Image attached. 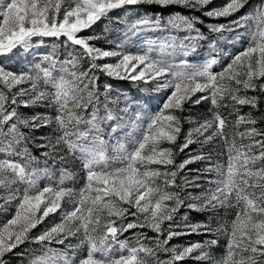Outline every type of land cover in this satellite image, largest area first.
I'll use <instances>...</instances> for the list:
<instances>
[{
    "label": "snow or ice",
    "instance_id": "obj_1",
    "mask_svg": "<svg viewBox=\"0 0 264 264\" xmlns=\"http://www.w3.org/2000/svg\"><path fill=\"white\" fill-rule=\"evenodd\" d=\"M249 3L226 0L222 6L209 7L213 0H0V57L17 49L31 55L29 49L37 37H63L66 49L63 59L53 49L27 71L0 65V87L5 90L0 91V211L16 202L14 215L0 226V264L24 256L29 248L14 250L31 244L43 251L33 253L30 264H176L188 258L201 264H264V129L256 127L264 117L251 111L240 114L243 106L259 110L264 97V0L237 16ZM141 5L183 8L190 14H144L131 23L116 17L133 35L167 33L148 39L135 53L124 51L121 44L116 46L119 50H105L92 43L98 36L80 35L114 10L127 12ZM195 12L227 22L208 23L210 35H206L197 26L205 22L191 14ZM181 32L183 36L178 35ZM202 42L207 51L203 63L173 62L178 55L199 58ZM237 44L239 50H227ZM112 57L117 58L115 63L101 62ZM225 59L227 64L222 63ZM218 64L220 70L214 71ZM98 72L116 80L152 82L157 91L170 90V94L154 115L144 107L150 97L137 103V98L123 96L121 108L123 94L115 93L110 83L101 85ZM23 84L30 87H17ZM202 102L211 105L209 118L195 120L178 114L186 105ZM41 105L51 108L52 114L29 117L19 111L21 106ZM222 108L229 109L228 116ZM233 114L234 132L229 137L225 130ZM184 122L193 126L178 144ZM242 125L244 130L239 131ZM42 127H52L53 134L35 137L34 131ZM37 139L43 142L36 143ZM217 139L225 145L226 162L213 166L211 153L202 149ZM29 144L46 149L41 153L45 158L80 161L83 186L79 190L66 187L73 174L63 168L55 185L41 188L47 172L34 166L38 158ZM193 144L200 149L185 152ZM176 149L186 156L180 163ZM197 161H208L206 171H215L217 179L209 181L214 187L193 196L186 189L201 187L197 183L201 176L189 179L185 169ZM186 200L192 202L186 204ZM66 204L74 207L65 211ZM182 207L207 213L221 208L237 211L227 227L213 228L210 222L189 223L186 216L179 223ZM58 211L61 223L39 235L32 233ZM137 228L156 235L133 233L136 247L127 238L120 239ZM220 232L227 236L226 255L220 260L212 252L216 239L168 246L173 237ZM143 239L153 241V247ZM53 243L65 249L49 247ZM85 247L84 255L68 256L67 250L75 253ZM157 250L169 258L159 259Z\"/></svg>",
    "mask_w": 264,
    "mask_h": 264
},
{
    "label": "rangeland",
    "instance_id": "obj_2",
    "mask_svg": "<svg viewBox=\"0 0 264 264\" xmlns=\"http://www.w3.org/2000/svg\"><path fill=\"white\" fill-rule=\"evenodd\" d=\"M224 3H226V0H213V4L210 5L209 7H217V6H222ZM259 3V0H250L249 5H247L244 9L241 10L240 13H237L236 15H243L244 13L251 11L252 7ZM117 11L120 10H114L113 12H111L109 14L108 18H102L100 21L105 20V21H110V23H112L114 25V27L116 28V17H121L122 19L124 18V15H113L115 14ZM197 14H201L199 12H196ZM207 18V17H205ZM234 17H229L227 18L228 20L233 19ZM209 19V18H207ZM224 18H220L219 20H222ZM210 20V19H209ZM214 21V20H211ZM216 21V20H215ZM99 22V21H98ZM123 24V23H120ZM95 25V24H94ZM125 25V24H123ZM126 27V25H125ZM90 29H86L84 30L80 35L83 36H98L99 39L98 40H94L92 41V43H94L97 47H100L102 49L105 50H119L117 49V44H121L123 46V50L124 51H130V52H137L139 49H141L142 46L139 45V41H137L134 37L131 36L130 32H125L124 34H122V36L120 38H117L115 41V39H111L110 37H107L102 31H98L96 33H87L89 32ZM124 31V30H123ZM126 31V28H125ZM94 32V31H92ZM63 37H61L60 39H56V38H50V37H45V38H34L33 42L31 44V47L29 49V52H31L32 54L29 55L26 52H24V50L22 49H17L14 50V54H10L7 56H3L0 57V65L4 66L6 69L8 70H12V71H16V72H20V71H27L29 69H32L33 66L36 63H40L43 55H45V52H52V49L48 48L45 46V44H60L61 47L65 48L64 44L62 43L63 41ZM48 40V42H46ZM109 41H112V43H109ZM45 46V47H44ZM52 47V46H51ZM44 54H41V53ZM117 60V58L112 57V58H106L105 61H101V62H108V63H115ZM228 63V60L226 61L225 64ZM46 66V65H43ZM97 75L99 76V78L102 79V77H106V78H110L113 79L111 77L106 76L103 73H97ZM103 80V79H102ZM116 80V79H113ZM120 81H127V80H120ZM133 82V81H132ZM139 85H142L144 83H139L136 82ZM103 85V84H101ZM148 85H150L151 91L153 92V95H157L159 97V100L161 101L160 105H158L157 109L154 111L153 115L156 114L160 108L163 105L164 100L166 99L167 95L170 94V90H163V91H157L156 90V85L152 82H149ZM19 87H30L29 84H23ZM142 91V90H140ZM249 95H254L255 93L249 92ZM197 95H200L199 93ZM26 99V97H25ZM120 107V105H119ZM186 110L183 113H178L179 115H182L183 117H190L192 119L195 120H202L204 118H209L211 116V112L209 111V109L211 108V105L208 102H202L199 105H192V104H188L185 106ZM246 108V109H245ZM19 111L21 113H23L25 116H33L37 113L40 114H48L51 115L52 114V109L49 107H45L43 105L41 106H35V107H29V108H24L23 106H21L19 108ZM252 112L253 115L255 112L259 111L260 113L264 114V97H262L261 99V103L259 106V110H254L249 107V106H243L240 109V114H246L248 112ZM255 111V112H254ZM228 112L229 109L224 113V115L228 116ZM223 114V113H222ZM236 120V115L233 114L232 116L229 117V127L225 130L229 137H231L233 135L234 129L233 126ZM193 125H191L188 122H184L183 123V131L181 134V138L178 140V144L183 142V136L187 133L188 129L190 127H192ZM245 126H241L239 128V131H243ZM27 132L29 131L28 129H26ZM53 134V129L52 127H48V128H40L38 130H35L33 135L37 138L39 137H48L51 136ZM42 140L37 139L36 143H42ZM237 142L239 143V138H237ZM246 142V141H245ZM29 146H32V149H36V151L40 150L41 153L43 151H45L46 149H42V148H38L35 147L33 144H29ZM168 146V145H165ZM200 149V145L197 144H193L189 146V149H186L185 152L189 151V150H197ZM204 152H210L211 156H212V160H211V165H216L218 163H225L226 162V155H223V153L225 152V145L223 143V141L217 139L215 141H213L211 144L209 145H205L202 149ZM177 151V155H176V162L180 163L182 160H184L186 158L184 153H179L178 149H176ZM64 154V153H61ZM2 158V157H0ZM50 161L52 160L53 164H59L60 167H70L73 168L74 171H76L75 173L78 174L79 176V182L78 185L76 187H72L76 190H79L82 186H83V177H84V171L82 169V165L80 163V161H72L71 158L69 157L68 162L62 163L59 160V157H56L55 159L52 158H48ZM209 162L208 161H197L193 164H190L187 166V168L185 169V173L188 175V178L191 179L194 176L200 175L201 178L197 181V183H199L201 185V187L199 188H187L186 192H190L193 196H198L200 195L202 192H206L207 189L214 187L213 184H210L209 181H215L217 179V173L215 171H206V169L209 167ZM46 170L45 168H41ZM188 169H192L191 172L188 171ZM47 175L40 181V187L43 188L45 185H55L58 182V179L56 178L55 174L53 173L52 170H46ZM184 173H182L181 175H183ZM180 182V178L177 177V183ZM67 187V186H66ZM183 195V194H182ZM192 201L190 200H186L185 203H190ZM15 201L11 204L6 206L7 207V211H0V226L4 225L9 219L12 218V216L15 213ZM74 206L72 204H66L64 205V209L65 211H70L72 210ZM187 210H192L189 209L187 207H182L179 211V213L177 214V221L179 223H183L184 220L183 218L186 216L187 217V222L192 223L190 218L187 216ZM131 211H135V209H131ZM193 211V210H192ZM237 209L236 208H221L219 210H217L215 213H207L204 212L205 214H207L208 216H206V223L210 222L213 228H217L220 225H224L225 227H227L230 222L235 218V214H236ZM198 212V211H196ZM203 213V212H202ZM209 217H211V220L209 221ZM63 216L61 212H57L54 214H50L48 217H46L44 219V221L37 225V227L35 229L32 230V233L35 235H39L41 232L46 231L47 229H50L51 227L55 226L56 224H59L62 222ZM129 219H133L132 217H129ZM167 223V222H166ZM179 230V229H177ZM133 233H145L146 236L148 237H153L156 234L153 233L150 229L147 228H137V229H132L129 230L128 232H125L122 236H120V239H128L129 241V245L131 247H136L137 246V242H136V237L133 235ZM209 239H216L217 240V244L212 248V252L213 255L215 257L216 260H220L222 259L225 255H226V248H227V236L223 233H217L214 235H198V234H189V235H182V236H178V237H173L170 241H169V247L173 246V245H177L180 247H187L191 244L200 242L203 243L205 240H209ZM69 241H66L65 243L67 244ZM70 242L73 244L78 243V240L76 238H70ZM145 245H147L148 247H153L154 242L148 239H143L142 241ZM27 247L30 249V251L28 253H26L24 256H22L23 258H28L31 257L33 253L39 255L43 250L40 248L39 245L37 244H31V245H22L20 248L14 250L16 252H20V250H24V248ZM49 247L52 248H57V249H61L64 250L65 246L64 245H60V244H51L49 245ZM68 252V256L72 257L74 254L76 256H82L86 253V247L85 248H79L75 250V253L73 250L69 249L67 250ZM126 254V253H125ZM28 255V257H27ZM157 256L159 257V259L163 260V259H167L169 258V254L161 252L159 250H157ZM15 258L12 257L11 260ZM11 262V261H10ZM184 262L185 264H201V262H198L192 258H188L184 261H179L176 262V264L182 263Z\"/></svg>",
    "mask_w": 264,
    "mask_h": 264
},
{
    "label": "trees",
    "instance_id": "obj_3",
    "mask_svg": "<svg viewBox=\"0 0 264 264\" xmlns=\"http://www.w3.org/2000/svg\"><path fill=\"white\" fill-rule=\"evenodd\" d=\"M174 12H182L185 15H189L190 13L187 12L185 9L183 8H160V7H156V6H146V5H141V6H136L133 7L130 11L124 12V11H117L115 14L113 15H124L123 19H127L129 23L133 22L135 19L138 18L139 15H144V14H148V15H154L156 13H161L164 17H168L169 14L174 13ZM194 14L196 16H200V18L202 20H204L205 24L204 25H197L198 27L201 28V30L206 34V35H210L208 33L207 27L206 25L208 23H226L227 20L222 19V20H216V21H211L207 18H205L204 16H202L201 14H197L195 13H191ZM125 25L123 24H116V28L114 27V25L112 23H110V21H99L97 22L95 25H93L91 28H89V32L87 33H96L98 31H104L103 33L107 36L110 37L111 39H115V41H117V38H120L122 36V34H124L125 32ZM124 30V31H123ZM94 31V32H92ZM132 37H134L137 41H139V45L140 46H145L146 41L148 39H152L155 40L158 37L162 36V35H166L167 33H161V32H146V33H138L136 35H133L132 33H130ZM178 35L183 36L184 33H178ZM214 38V36L212 37ZM48 42V40L46 41ZM204 44V47L199 49L198 51L201 53L200 57L198 58L196 56V54H193L191 56L188 57H183V56H176L174 58V63H179L181 59H187L190 63H203L204 58L207 57V51H206V43L202 42ZM46 47H48L49 49L51 48L52 51L53 49L55 50L56 56L60 59H63L64 56L66 55V49L61 47V45L58 44H45ZM44 46V47H45ZM52 46V47H51ZM241 48V46L239 44L234 45V46H229L227 48V50L229 52H235L237 50H239ZM48 52H45V54H47ZM41 54H44L43 52ZM228 59H225L224 61H222L223 64L226 63ZM221 68V65H215L213 70L214 71H219ZM103 79V80H102ZM102 79L100 78V84H112L115 93L120 94L122 93L123 95H121V103H120V107L123 108L125 105L123 103V96H128L130 98H137V103H139V98H147L150 97L151 100L148 104L144 105L146 113L153 115L154 111L157 109L158 105H160L161 101L159 100V97L157 95H153V92L151 91L150 85L148 84H142L139 85L136 82H132V81H120V80H113L110 78H106V77H102ZM142 90V91H140ZM0 91H5L2 87H0ZM136 109V104H133L132 106V110ZM246 109V108H245ZM228 109L226 108H222L220 109V111L224 113L227 111ZM252 110V109H251ZM255 112V111H254ZM226 116V115H225ZM254 116L256 117H264V114L260 113L259 111L254 113ZM111 123V122H110ZM257 128L260 129H264V120H260L257 125ZM24 132L27 133L26 129H22ZM107 138V137H105ZM32 154L34 156H36L37 159V163L34 165L36 167L39 168H45L46 170H52L53 173L55 174L56 178L59 180L60 178V173H61V169L63 168H67L72 174H73V179L66 181L65 182V186L67 187H76L78 185L79 182V176L78 174H76L73 168L70 167H60L59 164H53L52 160L50 161L48 158H45L41 155V151L36 149H32V146H29ZM187 216L190 218L192 223H197V222H204L206 223V216H208L207 214H205L204 212H196V211H192V210H187ZM22 251V250H20ZM28 257V255H27ZM30 259L31 257L23 258L22 256H15V258H13L10 262V264H30ZM179 264H185L184 262L179 263Z\"/></svg>",
    "mask_w": 264,
    "mask_h": 264
}]
</instances>
